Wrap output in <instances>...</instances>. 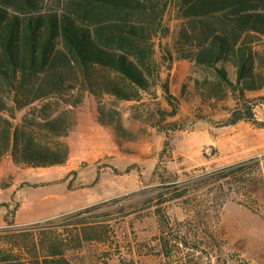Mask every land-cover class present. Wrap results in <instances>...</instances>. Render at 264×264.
<instances>
[{
    "label": "rangeland",
    "instance_id": "374dc122",
    "mask_svg": "<svg viewBox=\"0 0 264 264\" xmlns=\"http://www.w3.org/2000/svg\"><path fill=\"white\" fill-rule=\"evenodd\" d=\"M165 21L171 32L164 42L174 49L181 21L171 14ZM199 74L192 61L176 57L174 103L162 89L141 103L106 98L123 128L112 125L109 140L119 148L109 153L49 167L18 166L5 156L0 230L55 220L48 229L64 235L88 223L103 241L73 244V264H264V127L226 124L235 101L202 103L193 81ZM247 96L264 122V89ZM158 106L166 119L155 126L150 118ZM95 112L98 101L88 95L75 116L90 122Z\"/></svg>",
    "mask_w": 264,
    "mask_h": 264
},
{
    "label": "trees",
    "instance_id": "16d2710c",
    "mask_svg": "<svg viewBox=\"0 0 264 264\" xmlns=\"http://www.w3.org/2000/svg\"><path fill=\"white\" fill-rule=\"evenodd\" d=\"M168 14L181 21L174 49L164 42ZM176 57L198 69L193 81L202 103L235 101L226 124L264 127L247 96L264 89V0H0V165L7 155L24 167L65 164L76 110L88 94L100 121L120 131L118 110L106 109V98L141 103L162 89L174 103ZM188 93L184 85L182 96ZM152 116L157 126L166 112L158 106ZM57 224L0 230V264H73V244L103 241L88 223L64 235L47 227Z\"/></svg>",
    "mask_w": 264,
    "mask_h": 264
},
{
    "label": "crops",
    "instance_id": "0c3cea01",
    "mask_svg": "<svg viewBox=\"0 0 264 264\" xmlns=\"http://www.w3.org/2000/svg\"><path fill=\"white\" fill-rule=\"evenodd\" d=\"M111 127L112 125L100 121L98 112H95L90 122H83L81 118H78L76 129L67 138L71 150L70 159L77 158L78 154L101 155L109 153L108 149H118L116 142L109 140ZM59 200L60 202L63 200L61 195Z\"/></svg>",
    "mask_w": 264,
    "mask_h": 264
}]
</instances>
